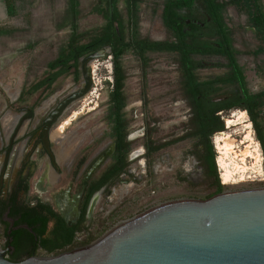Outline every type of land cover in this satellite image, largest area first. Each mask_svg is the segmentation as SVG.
I'll return each mask as SVG.
<instances>
[{"label":"rangeland","instance_id":"374dc122","mask_svg":"<svg viewBox=\"0 0 264 264\" xmlns=\"http://www.w3.org/2000/svg\"><path fill=\"white\" fill-rule=\"evenodd\" d=\"M12 1L15 8L10 14L6 0H0V141H5L7 145L15 139L21 155L25 138L33 133L60 100L74 88H79L83 80L81 77L80 81H76L75 69L70 68L52 85L37 88L49 76V63L67 46L73 31L78 34L81 43H89L101 31L106 19L99 11L107 8V2L76 0L79 11L74 14L70 12L72 0ZM165 1L143 0L140 3L134 18V28L140 36L159 41L168 38V31L162 21ZM261 4L264 9V0H261ZM118 8L127 25V0H118ZM225 17L227 26L233 31L234 47L239 51L238 61L245 69L248 86L253 93H257L264 89V70L260 66L264 54L255 53L261 41L250 27L245 13L232 6ZM1 28L4 30L1 31ZM94 61L97 68L91 89L68 107L60 121L70 118L75 111L83 112L76 118H70L74 120L64 133L57 134L60 127H52L50 131L52 140L61 138L55 140L58 141L53 148L55 153L60 155L64 151L71 156L68 160L74 161L72 172L69 173L64 161L59 160L64 173L60 176L56 191L73 185V193L76 194L84 176L79 182L74 180L79 172L84 171L83 162L91 163L90 169L95 170L97 159L110 148L113 141L112 110L109 108V94L114 79L113 57L107 54L90 60L92 68ZM122 62L127 76L124 88L127 106L124 111L131 139L128 140L130 154L145 151V142L149 139L163 143L179 138L185 131L186 109L179 104L184 97L178 64L173 54L150 52L144 62L130 52L124 55ZM226 63L225 58H203L198 74L202 79L222 75L228 70ZM231 89V86H227L223 92L231 93ZM51 97L57 98L45 107V102ZM241 111L244 110L234 111L229 117ZM9 115L19 117L10 133L4 122ZM229 117H226L225 127ZM246 119L251 123L248 113ZM260 122L264 132V111L260 115ZM253 128V138L260 143L254 124ZM249 129L242 125L231 126L223 133L242 141ZM220 136L218 134L213 140L222 163L221 150L217 144ZM80 140L83 141L78 146ZM195 142V139L181 140L151 156L142 154L131 160L130 174L126 172L123 178L116 179L102 193L99 202L95 197L84 230L78 235L82 241L87 238L92 240L77 247L91 246L116 223L134 218L154 207L181 200L208 199L216 191L214 177L203 178L189 171L193 165L190 151ZM261 151L263 153V148ZM110 161L107 159L106 164L96 171L95 177L102 173ZM43 170L44 167H41L32 174L31 187L42 176ZM252 171L247 173L251 174ZM260 173L264 176L262 166ZM257 186L264 187V184ZM0 244L4 248L3 237L0 238ZM39 253L42 257L46 256L43 251Z\"/></svg>","mask_w":264,"mask_h":264},{"label":"trees","instance_id":"16d2710c","mask_svg":"<svg viewBox=\"0 0 264 264\" xmlns=\"http://www.w3.org/2000/svg\"><path fill=\"white\" fill-rule=\"evenodd\" d=\"M107 2V8L100 10L106 19V24L89 43H81L78 34L73 31L66 47L62 48L57 58L49 63V76L41 81L37 88L52 85L55 80L70 68L75 69V80L78 81L81 71V58L88 53L110 46L112 48L114 64V83L110 91L111 117L115 124L114 136L117 137V153L115 163L105 173L104 178L96 187L98 190L105 183L117 178L126 168L127 153L130 142L127 141V121L123 108L126 106L125 80L127 78L122 58L132 52L144 62L150 52L173 54L180 68V85L184 96L193 105L195 115L192 120L193 131L188 136L198 138V144H203L207 152V163L215 173V152L211 136L215 132L224 131V124L216 113L223 109L241 108L246 110L254 124L258 140L264 154V132L260 122V115L264 111V89L253 93L245 74V69L238 61L239 51L234 47L233 31L227 26L225 14L230 7H235L247 15L250 27L254 30L261 43L255 50L257 55L264 54V9L261 0H166L163 4L162 21L168 31V38L162 41L140 36L134 28L138 6L143 0H127L129 20L126 25L118 8V0H100ZM8 13L15 8L12 0H6ZM200 7L203 9L201 11ZM78 3L71 1L70 12L78 14ZM74 24V23H73ZM74 26V25H73ZM4 30L1 28V31ZM225 58L228 70L218 76L201 79L198 68L202 66L203 58ZM264 70V60L260 65ZM224 86H231L233 90L229 96L221 101L215 100L222 96ZM148 154L156 151L160 146H153L152 141L147 144ZM216 191L209 196L225 191L216 180ZM6 210L2 211L4 216ZM17 210L9 213V217L16 218ZM50 217H42L40 225H36L28 217L20 221L29 222V229L18 232L14 240L8 242L13 248V260H25L37 256L40 251L47 253L61 252L72 249L77 245L88 244L91 238L76 242V233L83 231L85 209L77 226L72 228L64 225L55 226L49 232ZM19 221V222H20ZM31 229V230H30ZM13 235L10 236L12 239ZM6 246H4L5 248Z\"/></svg>","mask_w":264,"mask_h":264},{"label":"water","instance_id":"95a60500","mask_svg":"<svg viewBox=\"0 0 264 264\" xmlns=\"http://www.w3.org/2000/svg\"><path fill=\"white\" fill-rule=\"evenodd\" d=\"M104 52L83 59L84 92L92 83L87 63ZM84 92L63 101L47 123ZM9 250L0 244V264H264V187L166 203L116 223L91 246L54 257L15 262Z\"/></svg>","mask_w":264,"mask_h":264},{"label":"flooded vegetation","instance_id":"af4514ba","mask_svg":"<svg viewBox=\"0 0 264 264\" xmlns=\"http://www.w3.org/2000/svg\"><path fill=\"white\" fill-rule=\"evenodd\" d=\"M107 49H109V51ZM100 50L107 51V52H104L105 53L104 56H107V54L112 55V48L110 46H105L99 49L98 51ZM95 52L88 53L86 56L81 58V71H82L83 76H80L78 80L80 81L82 77L83 80L80 82L81 86L79 88L78 87L74 88V90L71 91L68 96L60 100L57 103L56 107L43 120V122L39 126L35 127L33 133L25 138L26 139L25 143L23 144V146H21L22 148L21 155L19 154L20 146L17 145L18 143L15 142V139L10 140V143L7 145L4 144L5 141H0V146H1L0 147V238L1 237L4 238V242H5L4 246H6L4 249L6 248L10 249L7 252V257L11 261L18 262V260L20 259L13 260V256H12L13 248L10 245H7L8 242H11L14 240V235H16V233L29 229L28 228L29 222L20 221L23 217H28L30 220H35L33 222L36 223V225L42 224L41 223L42 217H50L49 232L55 226H58V225H64L69 228L77 226L83 216L84 209H85V219L87 221V218L90 216V213L92 212L91 207L95 202L94 201L95 197L98 196L97 198L99 202V200L101 199L102 193L116 179L120 177L123 178L126 172L130 174L131 172L129 169L131 165L130 161L136 157H139L142 154L151 156L154 153L162 150L164 147L174 144L176 142H179L181 140L195 139L196 142L194 143V148L190 151V154H191L190 157H192L193 165H191V168L189 169V171H193V174H196V176L201 175L203 178H208L210 176L214 177L215 182L216 180H218V182L222 185V182H221L222 181V178H221L222 167L218 162V155H217L219 151L217 149V146L214 147L216 143L214 145L215 141L213 139L218 134L225 132L226 128L229 129V126L227 123H226L227 127H225L226 117H229L234 111L243 110V109L233 107L229 109L220 110L216 113V115L219 116L220 119L222 120L225 130L215 132L211 136V142H212L213 149L215 152L214 167H215L216 172L213 173L212 170L214 168H211L206 160L207 152L205 150L204 145L198 144V138H195L194 136L187 137V135L191 131H193L192 120L194 118L195 111H194L193 105L184 96L183 90L181 87L182 95L184 98L180 99L179 104H181V106H183L186 109L185 110L186 111V116H185L186 124H185V131L179 138L173 139L171 141H165L163 143L149 139L148 141L145 142V151L143 152L140 151L138 153L131 155L130 150H129L127 153L128 164L125 170L117 178L113 179L109 183L103 184L101 187H99L98 190H95L96 187L99 185V183L104 178L105 173L115 163V154L117 153L118 141H117V137L114 136L113 127H114L115 122L113 118L111 117L112 123H113V127H112L113 141L111 143L110 148L106 149L103 153H101V155L97 159V166L94 167L96 169L95 170L93 168L90 169L91 163H86L83 160L84 161L83 162L84 171L79 172V174L76 176L74 181L79 182L83 176H84V179L81 181L80 188L77 190L76 194L73 193V185H70L68 188L63 189V190H58V191L55 190L56 186L59 184V181L61 178L60 176L62 172L64 173L63 169L61 168V165L59 164L60 163L59 160H61V154H63L64 151L60 155H58V153L57 154L55 153L53 148L55 144H58V141H55V140H58L61 138L52 140V138L50 137L51 128L61 127L62 124L66 122V120L70 118H76V116H74L76 112L78 113V115H80L83 111H75L70 118L66 119L65 121L63 120L60 121V117L68 109V107L72 103H74L75 101L74 100L65 108L63 113L60 116H58L56 120L52 122L50 125L47 123V120L52 115V113L60 106V104L63 101L71 97L74 93L84 92L85 89L88 87V83L85 79V73H84V67H83L82 61L85 57ZM92 65H93V68L89 62L87 63V67H86L87 69H91V72H92V83L87 91H89L92 87L93 80H94L93 74L95 75L96 68H97L95 61L93 62ZM178 69L180 72L179 66H178ZM113 73H114V64H113ZM113 83H114V79H113ZM113 83H112V88H113ZM226 87L227 86H224L223 89L221 90L222 96L217 97L215 100L221 101L222 99H224V97L230 95V92H223L224 88ZM232 90L233 89H231V91ZM86 92H84V94ZM84 94L79 96L77 99L82 97ZM56 98L57 97H51L50 99H48L44 104L45 107L53 103ZM126 101H127V98H126ZM125 107L122 110V112L124 113V116L126 114L124 111ZM244 111L246 112V114L248 113L246 110ZM18 118L19 117H17L16 123L18 121ZM14 126L12 128H9L11 129L9 133L13 130ZM145 128L146 127H144V129ZM252 128H253V124H251L250 126V130H252L253 132L254 128L253 129ZM128 140H131L129 134H127V141ZM82 141L83 140H80V142L78 143V146L80 145ZM149 141H152L153 146H160L158 150L153 151L151 154H148L147 146H146V144ZM260 148H261V145H260ZM70 157L71 156H68V158L63 162L68 167L67 169L69 173L72 172V166L74 162L72 159L68 160ZM107 159H111V161L109 162V165L106 166V168H104V170L102 171L100 175H98V177H95L96 171L100 167H102L104 164H106ZM41 167H44L43 174L37 180V182H35V185L31 187V176L34 172L37 171V169ZM225 188H226L225 189L226 191L228 187H225ZM13 209L17 210V213H19V215L14 219L9 217V213L12 212ZM4 210H6V212L4 216H2L1 213ZM79 234L80 232L76 233L75 238H77ZM12 235L13 237L11 239L10 236Z\"/></svg>","mask_w":264,"mask_h":264},{"label":"bare ground","instance_id":"6f19581e","mask_svg":"<svg viewBox=\"0 0 264 264\" xmlns=\"http://www.w3.org/2000/svg\"><path fill=\"white\" fill-rule=\"evenodd\" d=\"M96 67V66H95ZM94 72V71H93ZM80 113V112H79ZM74 116H78L76 112ZM247 114L245 111H241L238 115L231 116L227 119V124L231 126H245L249 128L251 123L246 119ZM17 117L7 116L4 120L7 128H12L16 123ZM72 123L71 119L66 120L59 128L57 134L64 133L66 127ZM68 128V127H67ZM11 129H9L10 131ZM217 144L221 150L222 158L219 164L222 167V177L226 183L236 179V177H245L248 171L258 174L261 171L263 162L262 151L259 143L253 138L252 130H247L242 141L239 142L235 137L228 133H220ZM62 136V135H61ZM68 158V154H61V160L65 161ZM72 162V161H71ZM98 197V196H97ZM98 199V198H97Z\"/></svg>","mask_w":264,"mask_h":264},{"label":"built area","instance_id":"2783aa9c","mask_svg":"<svg viewBox=\"0 0 264 264\" xmlns=\"http://www.w3.org/2000/svg\"><path fill=\"white\" fill-rule=\"evenodd\" d=\"M263 154V153H262ZM219 162V161H218ZM263 162H264V156H263ZM263 162H262V169H263V174H264V165H263ZM259 175V176H258ZM221 178H222V185L224 187H230V188H236V190L238 189H249V188H258V187H262V186H257L258 184H264V176L261 175V173H258V174H255V173H249V174H246L245 177L241 178V177H236V179H233L232 181H230L229 183H225L223 177H222V172H221ZM233 190V189H232ZM81 238L80 237H77L76 238V242H81ZM78 247H74L72 249H65L61 252H54V253H47L45 251V254L46 256L44 257H54V256H58V255H61L63 253H67V252H70L72 251L73 249H77ZM69 250V251H68Z\"/></svg>","mask_w":264,"mask_h":264}]
</instances>
